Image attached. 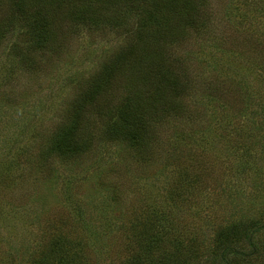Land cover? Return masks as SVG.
Here are the masks:
<instances>
[{"label": "rangeland", "instance_id": "obj_1", "mask_svg": "<svg viewBox=\"0 0 264 264\" xmlns=\"http://www.w3.org/2000/svg\"><path fill=\"white\" fill-rule=\"evenodd\" d=\"M136 3L118 0L111 21L23 59L25 24L1 26L0 12V264H264V0H197L190 25L175 23L181 10L170 16L176 33L159 49L140 28L146 1ZM129 44L140 69L154 55L182 75L170 112L161 101L144 145L106 138L105 106L157 94L118 72L103 109L82 115L79 151L51 153L88 79L124 68ZM188 239L196 256L159 263L164 244Z\"/></svg>", "mask_w": 264, "mask_h": 264}, {"label": "trees", "instance_id": "obj_2", "mask_svg": "<svg viewBox=\"0 0 264 264\" xmlns=\"http://www.w3.org/2000/svg\"><path fill=\"white\" fill-rule=\"evenodd\" d=\"M116 1L118 0H0L1 15L5 14L1 26L5 25L4 21L6 19L10 20L12 17L16 18V16L23 21L26 31L22 30L23 32H21V34L25 32L27 34L21 37L22 40L19 41V50H23L25 55L21 53L15 55L20 56L22 59L23 57L29 58L31 57V52L43 47L53 48L54 52L60 51L62 47L60 41H62L63 35L79 34L83 29H97L110 19L115 18L116 15L114 16V14L116 13L110 12L108 8H113V3ZM130 1H132L133 6L137 5L136 0H127V3ZM145 1L146 11H140L139 13L142 15L146 13V18L141 19L142 24L140 28L141 26H146V28L153 29L151 31L145 30V32L148 33L146 37L150 38L146 40V42L148 41V46L151 45L158 49L159 41L162 37L167 34L173 35L176 33V30L172 28L173 23L171 22L170 16L181 10L184 15H179L178 13V15L174 17L176 19L175 23L182 24L188 21V25H190L191 23H189L190 20L188 19L192 18L191 14L193 12L197 15L199 9L196 8L197 0ZM136 13H138V11ZM191 20L193 22L195 19L192 18ZM66 31L67 33H65ZM155 32L157 34L152 38V34ZM1 35L2 34H0V36ZM129 47L130 48H127L125 52L120 53L121 58L126 56L130 59L127 64L124 63V68L115 70L119 65L115 67L116 64L112 63V67H104L99 75L88 79L86 86L82 89L83 91L79 93L72 105L71 112L69 113V120L62 122L58 125L56 130H53L51 133L48 147L51 153L54 152L57 156L62 155L66 157L67 155H72L79 151V142L82 140V136H79V130L82 126L80 123V120L83 119L82 115L87 112V109L90 110V108H86L88 105H90L91 108L96 106L98 109H103L102 102L104 99L99 96L107 92L106 90L111 85L114 87L113 80L115 78L114 81H117L116 76L118 72L123 73V75H127L130 72L131 74L140 76L146 83L155 84L154 86L156 87L157 94L154 97H151V95L147 97L146 94L140 93L135 94V96L123 95L121 104L119 100L111 106H105L107 110L104 109L102 111L108 116V120H111L107 122L106 130L104 131L106 138L118 141L128 139L134 141V146L138 144L144 145L147 141L149 125L152 123L153 118L161 111L158 107L159 103L164 100L162 107H168L167 113L170 112L171 105L172 107L174 106L170 98L173 99V96L176 95L178 91H182V88L185 87L186 89L187 87L182 75L179 74L180 72H175L168 66L156 61L153 58L154 55H149L148 65L145 67L142 66L140 69L139 67L141 65L138 61L141 60L142 63L143 56L137 51L138 45L135 47L129 44ZM12 48L16 49L18 52L16 47L12 46ZM134 48H136L137 51L135 54L139 56L134 55L132 58V53L135 52ZM146 107H149L148 110L150 111L147 110L149 115L148 117L146 115L145 118L142 114L147 113ZM176 108H178L177 105ZM161 117L162 119H167L168 116L162 113ZM205 154L208 153H205L204 149V155ZM198 155L204 156L203 153ZM194 241L193 239H188L187 241L184 240L174 245L171 241H168L163 246L165 249H162L163 247L160 248L164 250L166 254L158 259L159 263H176V261H174L175 259L173 260V253L179 255L181 259H183L184 262L181 263H185L186 259L188 261L186 256H196V253H198V246L194 245L196 244ZM153 245L158 249L159 245L157 243L154 242L152 246ZM147 246L150 247V244H147ZM173 247L174 249H172ZM59 256L61 257L60 253ZM154 262L150 261L151 264Z\"/></svg>", "mask_w": 264, "mask_h": 264}]
</instances>
